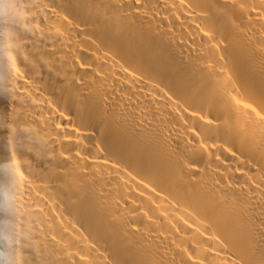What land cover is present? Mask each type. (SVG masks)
<instances>
[{
    "label": "bare ground",
    "instance_id": "obj_1",
    "mask_svg": "<svg viewBox=\"0 0 264 264\" xmlns=\"http://www.w3.org/2000/svg\"><path fill=\"white\" fill-rule=\"evenodd\" d=\"M8 264H264V0H6Z\"/></svg>",
    "mask_w": 264,
    "mask_h": 264
},
{
    "label": "clouds",
    "instance_id": "obj_2",
    "mask_svg": "<svg viewBox=\"0 0 264 264\" xmlns=\"http://www.w3.org/2000/svg\"><path fill=\"white\" fill-rule=\"evenodd\" d=\"M11 10L6 4V0H0V17L10 15ZM0 264H8L3 255V248L0 247Z\"/></svg>",
    "mask_w": 264,
    "mask_h": 264
},
{
    "label": "water",
    "instance_id": "obj_3",
    "mask_svg": "<svg viewBox=\"0 0 264 264\" xmlns=\"http://www.w3.org/2000/svg\"><path fill=\"white\" fill-rule=\"evenodd\" d=\"M0 247H2V238H1V223H0Z\"/></svg>",
    "mask_w": 264,
    "mask_h": 264
}]
</instances>
